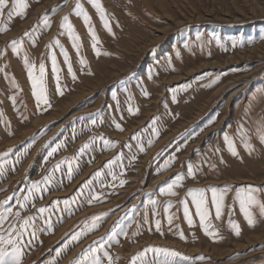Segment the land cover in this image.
Instances as JSON below:
<instances>
[{"label":"rangeland","instance_id":"obj_1","mask_svg":"<svg viewBox=\"0 0 264 264\" xmlns=\"http://www.w3.org/2000/svg\"><path fill=\"white\" fill-rule=\"evenodd\" d=\"M25 3L23 15L8 20L6 8L0 16L8 28L0 32V201L12 197L13 212H34L37 220L35 237L24 236L22 264H74L92 249L102 264L104 253L132 264L149 248L180 253L178 264H264V217L255 210L249 226L235 199L252 187L264 202V143L256 132L264 118V0H98L111 32L91 0ZM89 26L107 55H96ZM25 58L34 76L44 64L50 107H37ZM33 183L40 190L24 201ZM169 185L176 195L161 192ZM211 188L223 192L219 218ZM191 189L205 190V225L215 236L205 234ZM42 207L48 211L39 213ZM143 259L152 264L156 254Z\"/></svg>","mask_w":264,"mask_h":264},{"label":"snow or ice","instance_id":"obj_2","mask_svg":"<svg viewBox=\"0 0 264 264\" xmlns=\"http://www.w3.org/2000/svg\"><path fill=\"white\" fill-rule=\"evenodd\" d=\"M93 6L97 9V11L101 14V19L104 22V27L111 32V28L109 26V23L107 19L105 18L104 11L102 6L98 3V0H91ZM10 0H0V16L4 15V10L7 8L9 11L7 12V19L11 20L14 15H23L24 10L28 7L27 3H25V0H11V7L9 8ZM76 8L78 9L77 15H83L85 24H89L90 17L86 12H83L82 6L77 4ZM64 21H68V17H64ZM45 26H49L48 21L45 20ZM67 28L69 30V35L73 40V47L79 52V44L77 41L79 40V37L76 36L73 32V26L71 23H67ZM7 26H0V32L7 31ZM89 33L91 34L93 44L92 47L94 51L96 52L97 56H100L101 54L107 55L108 53H101L99 49H97V44L99 43V40L91 26H89ZM261 39H264V36L261 37ZM57 44H59V41H56ZM235 46V44H234ZM65 56V62L69 65V72H72L71 64L69 62V58L67 56V53H64ZM25 66L27 68L28 77L31 80L32 83V89H33V96L36 99L37 107L40 106L41 103L46 104L50 107V104L48 102L47 96H46V90L43 82L44 73H45V67L44 64L41 63L39 65V76H34V70L36 66L34 64L29 63L28 59L25 58ZM81 65H86V61L84 59L80 60ZM56 60L55 57H53V71H57L56 67ZM91 74V73H89ZM57 92L61 95L63 94L60 86H59V80L60 77L57 75ZM73 80L76 79V76L74 73H72ZM211 86V85H209ZM147 95V93H145ZM133 111L132 108H129V112L131 113ZM93 123H95L93 121ZM117 129H120V125H116ZM238 131L241 135L243 145L246 150H248L249 154L254 150L251 143L249 142L248 133L247 130L243 128V125L239 126ZM258 138L262 143H264V118H262L258 122V127L256 129ZM225 142L228 145V149L231 152L233 156H237L238 152L236 150L234 141L231 137H229L227 134L224 137ZM105 145H109L112 142L111 141H105ZM149 144H151V141H149ZM88 147L87 144H85L81 151H84ZM56 149L54 148L52 152H55ZM141 151H143V147L141 146ZM49 155H52L50 152ZM61 163H64L62 161ZM57 168L60 167V164L56 165ZM71 164L69 163V173H71ZM3 172V166L0 165V173ZM45 182L50 180V177L44 178ZM123 183V181H121ZM176 183H179V181H176ZM174 185H169L167 189H161V192L168 195H176L174 191H172V188ZM39 191V183H33L32 188L29 190V195L24 197V201L29 200V198L33 195V191ZM211 201L215 205L216 209V217L219 218L221 215V209L223 204V192L216 188H211ZM257 190L252 187L242 188L238 189L236 191L235 199L239 202L240 210L244 214L245 219L247 220V223L249 226H255L257 223L256 215L254 214V211L258 209V214L260 217H264V202L257 199V197L254 195V193ZM193 200V203L196 206V212L197 215L200 217L201 226L204 228L205 234L209 236H215L216 233L209 232L208 228L209 225H205V221L209 217V209H208V201L205 196V190L204 189H191L188 193ZM12 199V197H8L7 199L0 201V264H22V258L25 254V248L27 247V244L24 241L25 234H29L32 237H35L36 235V229H35V216H28L26 218L21 217V214L19 211L13 212V208L9 206V201ZM66 205L68 201L64 202ZM152 203H155L153 201ZM17 204H19L20 208L26 207L25 203H21L19 199H17ZM39 213L43 214L48 209L46 208H40L38 209ZM185 215H188V209L185 207ZM10 218L15 219V223H8V227L4 228V225L6 222H9ZM169 222H171V217L169 218ZM189 223H191V219H189ZM231 223V222H230ZM235 234L238 236L240 234V228L238 225H232ZM31 230V231H29ZM157 230H159V222L157 221ZM78 236H73V240H77ZM183 238V237H182ZM27 243H31V241H28ZM66 247V246H65ZM97 249H92L91 253H86L85 256L79 260L74 261V264H85V260H88L89 256H92V259L89 261V264H102L101 259L98 256L93 255L96 253ZM154 252L156 254V259L152 262V264H178L176 257L180 256V253H177L171 249L167 248H149L145 249L144 252L138 253L136 256L132 257V264H137V261H139V264H147V262L143 259L145 252ZM59 255V253H57ZM104 255L107 257L108 264H115V260L109 256L107 253H104ZM185 260H187V257H184Z\"/></svg>","mask_w":264,"mask_h":264},{"label":"crops","instance_id":"obj_3","mask_svg":"<svg viewBox=\"0 0 264 264\" xmlns=\"http://www.w3.org/2000/svg\"><path fill=\"white\" fill-rule=\"evenodd\" d=\"M83 179V178H82ZM81 178H79L76 182H74V186L79 182V180L81 181L82 180ZM66 194H61V195H59L60 197H61V199L63 198V197H66L65 196ZM34 214V212H31V213H28L27 215H25V217H28V216H32ZM63 215V214H62ZM63 217V216H62ZM55 219H58V215L56 214V216H51V219H50V222L52 223L51 224V226L53 225V222L55 221ZM35 223H37V220L35 219ZM57 226L58 225H56L55 227H45V229H51V230H53L54 231V228H55V230L57 229ZM60 226V225H59ZM64 233V227L63 228H61L60 230H59V232H57L56 234H55V238H57V236L59 237V236H61L62 234ZM100 233H97L95 236H97V235H99ZM53 237V238H54ZM52 239V238H51Z\"/></svg>","mask_w":264,"mask_h":264}]
</instances>
